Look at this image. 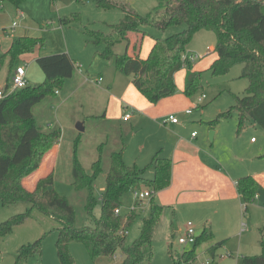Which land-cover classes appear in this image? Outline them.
Segmentation results:
<instances>
[{"label": "rangeland", "instance_id": "rangeland-1", "mask_svg": "<svg viewBox=\"0 0 264 264\" xmlns=\"http://www.w3.org/2000/svg\"><path fill=\"white\" fill-rule=\"evenodd\" d=\"M95 2V0H23L18 8L9 2L0 3V51L6 49L9 44L10 34L23 33V35L41 37L43 41L42 46H36L30 52L33 53L32 55L23 54L26 61L34 59L36 55H51L68 52L70 49L77 63L82 66V71L79 72L75 65L74 73L64 81L58 93L46 96L32 108L35 122L41 130H60L58 141L60 148L52 174L53 187L73 206L76 225L92 224L94 220L88 219L85 212L86 192L76 190L72 184V154L75 141L78 160L88 173L91 172V164L98 158L99 152L101 153L102 172L93 183V194L97 199L101 195V188L105 185L111 152L124 148L123 159L127 165L136 163L139 167H144L158 149H161V155L167 154L169 145L176 139H182V145L188 151L198 153L205 158H208V155L214 156L217 162H213L217 166L227 167L231 163H242L246 172L259 174L258 171L264 169V130L260 126L248 124L237 133L236 113L229 119L220 121L214 129H209L206 124L207 121L233 106L234 96L243 95L247 86V80L240 77L241 65L233 66L225 75L211 74L209 67L215 53L210 46L215 45V33L210 30H199L187 45L186 51L195 63L193 69L202 73V87L193 95L186 96L183 93L186 70L181 69L175 75L176 92L173 95L164 97L156 103H150L132 85L130 88L136 92L137 98L131 102L128 100L130 95L124 97L122 93L131 82L132 76L119 73L115 69L113 58H104L96 52V50L100 51L103 45L85 44L84 37L79 32L80 24L67 27L59 23V17L79 11L82 23L88 24L95 30L109 32L108 25L117 23L123 17V12L118 8L100 9ZM157 3V0H128V4L142 15L151 12ZM18 12H21L22 16L19 17ZM13 20L18 22L15 27H12ZM2 26L4 29L1 28ZM184 27L185 24L171 26L165 31H157L150 26L145 27L147 34L142 39L140 56L147 55L145 46L153 41L155 36H168L181 31ZM124 49L125 42H121L115 46L114 53H123ZM34 62L31 72L39 70L43 73L35 60ZM16 63L22 65V58L19 57ZM25 68L27 69L26 66ZM99 76L102 79L98 82ZM7 77L8 69L4 66L0 72V85L6 84ZM30 80L31 84L36 83L35 80ZM69 89L73 91L68 93ZM202 94L205 98L197 106V98ZM165 99L171 101L167 102ZM140 100L156 105V109L154 111L142 109ZM187 108H192L191 114L184 113ZM126 114L128 117L124 120L123 116ZM170 114H174L179 119L178 129H173L170 124L163 122L164 117ZM77 123H82L83 130L76 127ZM192 131H195V135L191 137ZM210 131H213L212 139H210ZM216 132H219V136H216ZM251 137L256 140L254 143H251ZM192 144L202 150L192 148ZM51 168L52 162H48L42 167L41 172L47 175L51 172ZM151 174L147 172L146 176L151 177ZM260 193L262 195L258 198V202L262 208L259 207L256 212L251 211L252 205L249 204L248 212L245 213L239 204V211L236 214L226 213L227 227L219 224L220 213H224V210H219L217 204L206 203V208L201 206L199 211L191 213H172L170 209H166L153 231L152 256L141 264H173L170 251L181 252L184 248L191 247L178 243V237L188 221L198 232L202 231L203 225H209L210 221L220 231L214 240L202 242L198 246L192 264L209 259L207 248L217 239L222 240V245L216 251L215 263L242 264L244 255H252L259 249L258 246L250 243L247 245L253 247L247 252L245 246L246 242L256 238L254 226L258 223L264 224V189ZM123 200L121 213H129V207L133 204L131 192L126 194ZM29 206L27 202H18L9 206L0 203V222L13 214L25 211ZM143 206V210H136L137 217L127 232V244L139 236L142 218L149 213L147 198L143 200ZM228 207L229 210L232 208ZM100 215L101 205L98 200L93 209V216L99 218ZM58 226L59 223L51 216L34 208L28 220L16 226L9 236L0 239V264H14L16 249L14 245L34 241L44 234L41 262L36 263L34 259L38 256H33L25 264H60L55 248ZM225 228H229L230 232L235 234L230 237L220 236ZM15 240H17L16 244H14ZM254 247L256 250L253 249ZM69 249L74 264H118L123 257L122 251L118 249L112 258L94 259L89 255L88 248L80 242H72Z\"/></svg>", "mask_w": 264, "mask_h": 264}, {"label": "trees", "instance_id": "trees-1", "mask_svg": "<svg viewBox=\"0 0 264 264\" xmlns=\"http://www.w3.org/2000/svg\"><path fill=\"white\" fill-rule=\"evenodd\" d=\"M22 1L0 0V3L9 2L18 8ZM95 1L100 9L118 8L123 12L117 23L108 25L109 32L95 30L82 23L79 11L60 17V25L80 24L79 30L85 42L103 45L99 55L113 58L115 69L123 75H131L134 87L150 103L176 92L174 75L181 69L186 70L183 88L186 96L193 95L202 87V73L193 69L192 56L186 48L197 31H213L216 35L213 49L216 58L209 67L211 74L225 75L233 66L241 65L240 77L247 80V86L243 95L234 96L233 106L206 124L214 129L220 121L236 113L237 133L250 123L264 130V0H157V5L146 15L138 13L128 0ZM181 24H185L181 31L164 37L155 36L145 58L139 55L142 39L147 34L145 27L165 31ZM121 42H125V49L123 53L115 54L114 48ZM39 45H43L41 37L14 35L8 47L0 52V69L9 59V75L0 97V203L3 206L18 202L30 204L25 211L0 222V239L28 220L36 208L59 223L55 248L60 264H74L69 249L72 242L83 243L94 259L112 258L119 249L123 257L118 264H141L152 256L153 231L163 210V206L155 201L154 194L168 187L171 181L172 162L160 155V151L144 167L127 165L123 159L124 148L111 152L105 185L97 199L93 194V183L102 172L101 153L88 173L78 160L77 142H74L72 184L76 190L86 192L85 212L88 219L94 220L92 224L76 225L73 206L53 187V171L39 178L32 190L23 184V180L39 168L44 156L60 138L59 129H40L32 108L46 96L56 94L64 81L72 76L76 65L65 52L39 56L35 61L44 79L6 92L16 60ZM149 171L152 172L151 177L146 176ZM136 188L150 189L153 196L149 200V213L142 218L139 236L127 244V232L137 212L116 214L114 210L121 208L125 195ZM236 190L245 203L243 211L246 213L260 185L254 177L246 175L236 181ZM98 200L101 215L95 218L93 209ZM213 237L212 230L204 227L190 248L181 252L170 251L173 264H192L198 246ZM44 238L45 234L19 246L14 253V264H25L32 256L40 257ZM259 244V253L244 255L242 264H264L263 230L260 231ZM221 245L222 240L207 248L211 258L209 264H216L214 258Z\"/></svg>", "mask_w": 264, "mask_h": 264}, {"label": "crops", "instance_id": "crops-1", "mask_svg": "<svg viewBox=\"0 0 264 264\" xmlns=\"http://www.w3.org/2000/svg\"><path fill=\"white\" fill-rule=\"evenodd\" d=\"M18 16L19 17L22 16L21 12H18ZM63 16H65V15H63ZM13 21H15V20H13ZM1 28L4 29L3 26ZM3 31H2V33H3ZM79 32H80V30H79ZM14 35H17V34H15V33L10 34V39ZM18 35L24 36L23 33H20ZM27 36H29V35H27ZM35 37H38V36H35ZM83 37H84V35H83ZM153 41H150L146 44V46H145L146 54H148V52H149V50L153 44ZM9 43H10V41H9ZM84 43L89 44V43L85 42V37H84ZM8 45H7V47H8ZM210 48L214 49L213 46H210ZM96 52H98V51L96 50ZM65 53H67L74 60V62L77 63V60L75 59L76 57H75V55H73V53L70 49H68V52H65ZM130 53L132 54V51H130ZM32 54L29 53L28 55H32ZM53 54H55V53H53ZM39 56H41V55H36V57L34 59H30L29 61H26L25 56H23V55L20 56L22 58V62H23L22 65H25L27 67V69L25 68V70H26V77H27L29 84H31L30 79L35 80L34 82H36V83L41 82L43 79L44 74L41 73L39 70L38 71L36 70V72H31V68L35 63L34 60H36V58ZM145 57H142V58H145ZM215 58H216V53H215V57L213 58V60ZM213 60H212V62H213ZM20 64L21 63H16L17 66H19ZM193 65H195V63ZM4 66L7 67L8 75H9V59L5 60V63L3 64L2 68L0 69V72L3 70ZM78 71L81 72L82 69L81 70L78 69ZM176 74H177V72L175 73V75ZM175 75H174V78H175ZM99 78H102V77L99 76L98 79ZM4 85L5 84L0 85V90H3L5 88ZM132 85H133V83H132V79H131V82H129L127 84V86L125 87V89L122 93V95L124 97H126V95H130L128 100L131 102L137 98L136 92H134V90H132V88H130V87H132ZM71 90L72 89H69L68 93L69 92L71 93L73 91V90L72 91ZM57 93H58V91H57ZM165 101L168 102L171 100L165 99ZM139 103H140L141 108L144 110L154 111L156 109V105L149 104L148 102H144V101L140 100ZM222 121H224V120H222ZM167 123L171 125V128L178 129L180 121L178 123H170V122H167ZM250 125L253 126L255 124L250 123ZM208 128L211 129L209 126H208ZM169 132L173 133L170 130H169ZM193 132H195V131L191 132V137H192ZM218 133L219 132H216V136H219ZM220 138H221V136H220ZM195 139H196V144H198L197 136H195ZM250 140H251V143H254L256 141L254 139V137H251ZM191 147L197 148L198 151L202 150L197 145L192 144ZM59 148H60L59 144L58 143L55 144L50 149V151L44 156L39 168L23 180V184L27 189L32 190L34 188L37 180L46 175V174L44 175V173L41 172L42 167H44V165L46 163L52 162L51 171H53L54 165L56 164V158H57V155L59 152ZM157 151H160V155L162 154L161 149H158ZM157 151H155L154 154ZM206 154L208 155L209 153H206ZM162 156L170 158V160L172 162L171 181H170L169 186L154 194L155 201L163 206L162 214L164 211H166V209H170V211H172V213L196 212V211H199L201 206L203 208H206V203H213L214 205H216V204L219 205V210H221V209L224 210V213L219 212L220 213L219 224H222L224 227H227L228 226V218H227L226 213L227 212H233V215L236 214L239 211V207H238L239 204L241 206V209L242 210L244 209L245 203L242 201L241 196L239 195V193L236 190V181L240 177L246 176V174L254 177L260 185V190L256 193V195L254 196L253 202L251 203V205H252L251 211L256 212L257 209L259 207H261L259 205L258 198L260 197V195H262L260 193V191L264 189V169H262L261 171H258L259 172V174H258V173L246 172L244 165L242 163H240V164L231 163V164L227 165V167H222L221 165L217 166L213 162V161L217 162V159L214 156L208 155V158H205V157L200 156L198 153H193L192 151L186 150L182 145V139H176L173 144H170L169 149H168V153L164 154ZM134 164H136V163H134ZM149 172L152 173L151 171H149ZM103 188L104 187H102L101 190H103ZM255 199H256V201H254ZM228 206H231L232 208L229 210ZM223 207H224V209H223ZM214 211H218V210L214 209ZM162 214L160 217L163 216ZM191 217H194V216H191ZM207 221L208 220L206 219V223H208ZM204 227H209L212 230V232L214 234L213 240L216 238L217 233L220 232L216 227H214L212 221L209 222V225H203V228ZM254 228L256 229L255 233H257L256 238L253 241L249 240V242H246L245 247L247 248L246 250L248 252V250L251 247L258 246L257 249L258 248L259 249H258L257 253H259V251H260V244H259L260 231L261 230L264 231V224L258 223L254 226ZM175 229L176 230L178 229L177 226L175 227ZM184 229H185V226L182 229V233H183ZM195 231H196V229H195ZM196 233L199 234L200 232L196 231ZM221 233L222 234L220 236H223V237H225V236L230 237V235L235 234V233H231L229 228H225V230ZM217 241H221V240L217 239ZM16 242H17V240L14 241V244H16ZM250 243L253 246L247 245ZM19 244L20 243H17V245H14L15 246L14 248H16L15 251L19 248V246L22 245V244L21 245H19ZM241 245L242 244L240 242V246ZM16 246H18V247H16ZM253 249L256 250L255 247ZM15 251H14V253H15ZM88 252H89V250H88ZM196 253H197V251H196ZM257 253H254V254H257ZM89 255H90V253H89ZM40 257H35L36 259H34V260H36L35 261L36 263L41 262ZM29 259H28V262L30 261Z\"/></svg>", "mask_w": 264, "mask_h": 264}, {"label": "built area", "instance_id": "built-area-1", "mask_svg": "<svg viewBox=\"0 0 264 264\" xmlns=\"http://www.w3.org/2000/svg\"><path fill=\"white\" fill-rule=\"evenodd\" d=\"M16 25H18L17 21H13L12 22V27H15ZM78 69L81 70V64L77 63L76 64ZM102 78H99L97 81L99 82ZM28 84V80L26 77V70L24 65H19L16 66V68L14 69L11 79H10V84H9V88L6 90V92H10L12 90H14L15 88H19V87H23L25 85ZM4 93V89L0 90V97L3 96ZM205 95L202 94L201 96H199L197 98V106H199V104L204 100ZM191 109L192 108H187L185 110L186 114H190L191 113ZM128 117V115L126 114L123 119L126 120V118ZM164 123L170 122V123H178L179 119L174 115V114H170L168 116H165L163 119ZM195 135V133H192V136ZM131 194H132V198H133V204L129 207V211H136L137 209H141L143 210L144 206H143V200L145 198L148 199V202L150 200V198L153 196V191L150 189H133L131 190ZM114 212L116 214L121 213V208H116L114 210ZM121 233V232H120ZM198 234L196 233L193 224L188 221L185 224V229L183 231V233L178 237V243L186 246V245H194L196 242V238H197ZM210 258L196 263V264H209L210 263Z\"/></svg>", "mask_w": 264, "mask_h": 264}, {"label": "water", "instance_id": "water-1", "mask_svg": "<svg viewBox=\"0 0 264 264\" xmlns=\"http://www.w3.org/2000/svg\"><path fill=\"white\" fill-rule=\"evenodd\" d=\"M76 127L79 129V130H83V126H82V123H77L76 124ZM213 138V131L210 132V139Z\"/></svg>", "mask_w": 264, "mask_h": 264}]
</instances>
